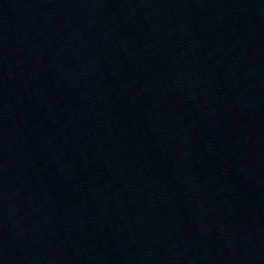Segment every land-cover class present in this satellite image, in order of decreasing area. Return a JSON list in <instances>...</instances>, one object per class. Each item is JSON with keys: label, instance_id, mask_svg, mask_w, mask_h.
<instances>
[{"label": "water", "instance_id": "obj_1", "mask_svg": "<svg viewBox=\"0 0 264 264\" xmlns=\"http://www.w3.org/2000/svg\"><path fill=\"white\" fill-rule=\"evenodd\" d=\"M0 264H264V0H0Z\"/></svg>", "mask_w": 264, "mask_h": 264}]
</instances>
